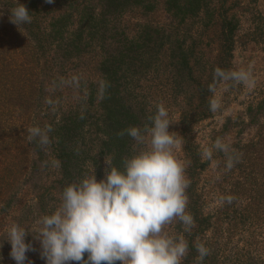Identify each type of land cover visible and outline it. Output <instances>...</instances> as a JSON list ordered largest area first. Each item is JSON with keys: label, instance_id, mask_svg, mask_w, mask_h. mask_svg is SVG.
Listing matches in <instances>:
<instances>
[{"label": "trees", "instance_id": "trees-1", "mask_svg": "<svg viewBox=\"0 0 264 264\" xmlns=\"http://www.w3.org/2000/svg\"><path fill=\"white\" fill-rule=\"evenodd\" d=\"M115 1L0 0V264H264V96L194 135L264 0Z\"/></svg>", "mask_w": 264, "mask_h": 264}, {"label": "rangeland", "instance_id": "rangeland-1", "mask_svg": "<svg viewBox=\"0 0 264 264\" xmlns=\"http://www.w3.org/2000/svg\"><path fill=\"white\" fill-rule=\"evenodd\" d=\"M139 2H145V0L124 1V3L115 1L114 7L125 8L127 11L134 10V15L140 17L139 12L133 8V6H139ZM163 19H167V15H164ZM250 27V18L244 15L242 34L235 51V64L239 68L242 86L236 87L228 82L219 85L216 89L214 115L202 121L195 129V138L202 145L206 155H214L223 146L224 150L231 149V144L234 142L239 139H248L257 132L258 127L256 124H249L245 110L250 102H257L264 96V42L254 41L248 33ZM166 121L173 127L172 122L175 118L166 119ZM230 121L237 124L232 126ZM229 145L231 146L228 147ZM173 146L178 147L177 144ZM211 167H215V163H212ZM212 202L211 207L217 205L216 201L212 200ZM63 232L67 233V228H64ZM80 233L79 231L74 234L77 235L76 242L81 240ZM66 259L68 262L71 257L67 256Z\"/></svg>", "mask_w": 264, "mask_h": 264}]
</instances>
